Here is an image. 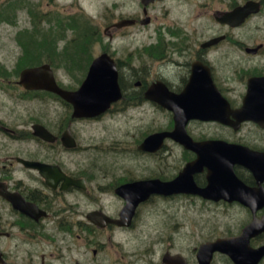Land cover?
I'll return each instance as SVG.
<instances>
[{
  "label": "flooded vegetation",
  "instance_id": "1",
  "mask_svg": "<svg viewBox=\"0 0 264 264\" xmlns=\"http://www.w3.org/2000/svg\"><path fill=\"white\" fill-rule=\"evenodd\" d=\"M138 3L131 15H122L111 21L110 37L124 32L128 27L139 25L148 30L153 27L152 35H155L157 44L151 47L155 52L151 56L160 66L171 69L173 77L161 73L148 80L146 75L151 71L143 72L144 77H133L134 86H127L121 82L122 62L115 55L104 51L92 60L89 58L86 62L89 63L86 75L95 58L104 53L111 56L116 61L122 90L120 99L114 101L106 112L93 117L73 116V105L59 94L45 89L27 88L20 83V78L14 80L20 86H0V95L4 96V92H7L13 100L53 94L65 104L66 109H72L71 115L65 114L56 119L47 114L43 119L33 117L32 120L20 121L11 113L6 115L4 100L0 97V264H105L107 254L104 252L107 248L105 242H98V237L106 232L136 230L142 216L141 211L146 205L159 199L185 195L226 210L240 207L244 213L247 212L250 220L240 229L206 239L198 245L195 243L192 248L175 251L173 245L160 252L157 257H154L155 249L151 248L155 246L153 244L140 256L145 264H206L204 256L208 250L204 249L200 253L203 244L219 238L236 239L247 224L255 218L264 217V177L254 169L262 163L261 153L264 164V112L261 113L263 117L254 115L264 109H246V106L258 105L262 101L245 98L250 79L264 77V0H138ZM179 13H182L183 21L178 17ZM186 25L193 27L192 32L201 30V35H191L188 32L179 34L181 27ZM245 27H255L256 31L263 33L246 35ZM90 32L92 29L88 26L82 37ZM204 32L207 33L205 36L202 34ZM230 49L238 52V60L232 70V74L237 75V84H232L227 76L232 65ZM250 57L256 60L253 63L246 61ZM45 64H49L55 74L52 63L44 62L35 66ZM197 68L204 72L208 69L226 101L217 100L221 106L218 109L219 120L191 119L187 131L196 141L222 140L236 145L233 148L238 149V152L222 157L228 169H232V174L228 175L236 177V185H229L228 181L221 193L225 195L218 199L195 193L165 195L160 190L156 191L155 186L146 188L144 192L131 189L130 193L136 195L133 198L139 201L133 217L124 220L129 224L115 222L114 220L122 219V212L127 204V190L123 191L126 185L143 180L170 181L188 162L197 159L198 154L171 139L182 147L185 162L173 177L156 171L153 174L137 175L131 168H125L123 163L112 164L119 167L110 170L105 169L102 164L92 168L84 162L70 161V152L84 147L74 124L83 120L96 121L109 112L126 106H139L146 100L162 111H168L171 125L168 129H153L154 131L145 133L134 150L142 156H163L166 141L170 138H166L160 147H153L152 150H145L141 145L150 135L173 130L174 115L161 104L147 98V90L160 80L171 91L181 93L189 82L193 69ZM55 77L57 79L56 74ZM4 79L5 72L0 68V82ZM57 82L68 90L80 87L68 88L62 86L58 79ZM226 86L242 88L237 95L232 96V91ZM38 130H43L47 137L39 135ZM14 143L17 145L12 147ZM71 143L74 145L70 146ZM118 169L123 172L115 174ZM208 172V167H205L194 175L199 187L209 184ZM257 193H263L260 199H257ZM91 240L95 245H89ZM163 241L160 239L158 243ZM246 243V246L244 243L237 244L232 251L226 247L224 250H214L209 264H264V253L257 258L255 252V249L264 247V231L252 235ZM87 244L93 255L88 260ZM128 256L131 261L133 254ZM125 260L126 254L123 253L113 261L110 260V264H124Z\"/></svg>",
  "mask_w": 264,
  "mask_h": 264
},
{
  "label": "rangeland",
  "instance_id": "2",
  "mask_svg": "<svg viewBox=\"0 0 264 264\" xmlns=\"http://www.w3.org/2000/svg\"><path fill=\"white\" fill-rule=\"evenodd\" d=\"M138 5V0H0V68L5 72L0 86H20L14 80L20 78L23 69L48 62L54 65L62 86L77 88L86 77L87 60L104 51L122 62L120 79L127 86H134L133 77H144L143 72L151 71L146 75L148 80L161 73L173 77L171 69L160 66L151 56L155 55L151 47L157 44L155 35H152L153 27L150 30L139 25L128 27L110 37L111 21L122 15H131ZM178 17L184 20L182 13ZM88 26L92 32L82 37ZM192 30L190 25L182 26L179 34L201 35V30ZM244 31L246 35L263 33L256 31L255 27H245ZM229 56L232 65L227 76L232 84H237V75L232 74V70L238 52L230 49ZM255 60L253 57L246 59L252 63ZM226 87L232 91V96L242 88ZM0 97L4 100L6 115L11 113L20 121L33 117L43 119L47 114L56 119L72 113V109H66L53 94L13 100L4 92ZM74 125L84 147L70 152V161L84 162L92 168L102 164L108 170L119 167L112 165L114 163H123L137 175L156 171L164 172L167 177H173L185 164L182 147L171 138L166 141L163 156H142L134 150L145 133L168 129L171 125L169 112L146 100L139 106L109 112L96 121L83 120ZM122 172L118 169L115 174ZM141 214L136 230L106 232L98 237V242H105L107 249L104 253L111 255L105 256V264H110V260L123 253L126 254L124 264H145L140 256L153 244L155 246L151 248L155 249L154 257H157L173 245L175 251L192 248L195 243L198 245L206 239L240 229L250 220L240 207L226 210L185 195L152 201ZM160 239L164 241L158 243ZM88 243L95 245L93 240ZM128 254H133L131 261ZM92 256L87 244V260Z\"/></svg>",
  "mask_w": 264,
  "mask_h": 264
},
{
  "label": "water",
  "instance_id": "3",
  "mask_svg": "<svg viewBox=\"0 0 264 264\" xmlns=\"http://www.w3.org/2000/svg\"><path fill=\"white\" fill-rule=\"evenodd\" d=\"M20 83L30 89H45L59 94L62 98L73 105V116L75 117H93L102 114L108 110L114 101L122 97L116 61L106 53L95 58L88 74L80 87L76 90H68L61 87L49 64L23 69L20 74ZM263 84L264 77L250 79V86H248V92L245 98L260 100L262 103L258 105L257 103L254 105H248L246 106V109H249V107L264 109ZM146 97L172 111L175 126L171 131H163L150 135L144 140L141 148L152 150L153 147H160L166 138H171L181 143L185 148L196 151L198 158L188 162L179 174L170 181L162 182L160 180H143L136 183L134 182L132 185H126L123 191L127 190L125 195L128 200L122 212V219L114 220L118 223L121 222L120 224H129L125 223L124 220L126 218L132 219L136 207L139 204V201L135 200L136 198H133L136 195L130 193L131 189L135 191L137 189V191L144 192L146 188L149 189L150 187L155 186L157 187L156 191L160 190L165 195L195 193L206 198L218 199L225 195V193H221L223 192V188L227 186L228 181L229 185L234 183L233 186L236 185V177L234 178V176L232 177L228 175V173L232 174V169H228L225 161L222 159L225 154L233 155L238 152V149L236 150V148H233L236 145L228 144L222 140L196 141L187 131V125L191 119H220L218 109L221 106L217 103V100H225V98L221 95V92L215 85L208 69L205 70V72L198 68L193 69L190 80L181 93L171 91L164 82L159 80L149 87ZM262 112L264 111L254 115L263 117L264 113ZM37 126L38 125H36V129ZM42 131L43 130H38L37 133L46 138V134ZM70 140L72 141V137H70ZM73 145V143L70 144V146ZM262 154L263 153L260 154V161L262 163L254 169L264 177ZM205 167H208L209 170V184L206 187H199L194 175L197 172L203 171ZM230 188L232 189V186ZM262 195L263 193H257V199H260ZM245 203L252 205L248 202ZM262 203H264V199L262 200ZM261 231H264V217L262 219L255 218L247 224L244 227L242 234L235 237L236 239H233V237L228 239L219 238L215 241L203 244L200 253L204 249L208 250V253L205 254L204 258L206 264H209V260L211 259L214 250H224L226 247L232 251L236 249L237 244L244 243L243 245H245L252 235ZM263 248L264 247L255 249L257 258L264 253ZM253 263H255V261Z\"/></svg>",
  "mask_w": 264,
  "mask_h": 264
}]
</instances>
